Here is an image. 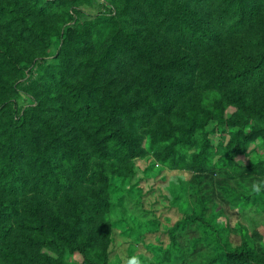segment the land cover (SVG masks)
I'll return each instance as SVG.
<instances>
[{
	"label": "trees",
	"instance_id": "trees-1",
	"mask_svg": "<svg viewBox=\"0 0 264 264\" xmlns=\"http://www.w3.org/2000/svg\"><path fill=\"white\" fill-rule=\"evenodd\" d=\"M78 2L0 0V264H70L63 255L81 253L92 213L107 215L94 189L130 176L146 141L163 165L195 151L185 166L197 172L215 147L212 123L250 131L235 135L234 153L264 143L259 0H222L214 18L194 17L205 0H107L110 14L75 31L53 20ZM232 22L257 27L249 51L225 47ZM21 92L31 99L22 109ZM229 107L235 120L224 122ZM226 258L254 264L244 251Z\"/></svg>",
	"mask_w": 264,
	"mask_h": 264
},
{
	"label": "rangeland",
	"instance_id": "rangeland-1",
	"mask_svg": "<svg viewBox=\"0 0 264 264\" xmlns=\"http://www.w3.org/2000/svg\"><path fill=\"white\" fill-rule=\"evenodd\" d=\"M259 3L264 15V0ZM222 4V0H205L194 10V17H222ZM62 8L53 11V17H61L53 20L74 31L111 13L107 0H79L64 11ZM226 17L238 16L231 8ZM233 24L230 32L223 33L225 47L245 53L259 37L258 29L254 25L233 29ZM59 49V41L53 37L46 51L47 64L54 62ZM35 79L37 73L25 83ZM17 103L22 109L31 99L21 92ZM236 113V108L229 107L224 122H233ZM207 130L214 133L215 147L209 151V162L198 166L201 171L185 166L195 152L190 148L181 152L176 163L163 165L146 141V155L135 161L130 176H110L106 191L97 186L94 191L104 197L107 215L92 213V223L82 229L78 239L82 254H64L68 263L231 264L228 258L223 260L225 254L244 251L254 264H264V194L251 191L254 182L264 180V143L243 141L241 150L234 153L235 135L239 131L249 135L247 128L212 123ZM43 254L56 260L61 257L48 250Z\"/></svg>",
	"mask_w": 264,
	"mask_h": 264
},
{
	"label": "clouds",
	"instance_id": "clouds-1",
	"mask_svg": "<svg viewBox=\"0 0 264 264\" xmlns=\"http://www.w3.org/2000/svg\"><path fill=\"white\" fill-rule=\"evenodd\" d=\"M251 191L257 195L264 194V180L254 182L251 185ZM130 264H137L135 260L131 261Z\"/></svg>",
	"mask_w": 264,
	"mask_h": 264
}]
</instances>
